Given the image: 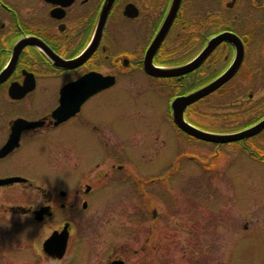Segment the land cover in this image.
<instances>
[{
	"label": "flooded vegetation",
	"instance_id": "flooded-vegetation-1",
	"mask_svg": "<svg viewBox=\"0 0 264 264\" xmlns=\"http://www.w3.org/2000/svg\"><path fill=\"white\" fill-rule=\"evenodd\" d=\"M165 20L169 26L155 45ZM154 45L147 61L146 54ZM210 45L201 62L182 75L147 70L189 63ZM235 64V70L219 86L184 111L187 122L207 131L236 132L264 118V0H0V151H5L0 155V179L22 178L0 185V191L11 199L0 205V211L34 218V210L48 206V216L52 215L57 205L55 194L33 183L35 148L61 142L75 149L98 145L113 150L130 139L112 124L113 96L121 100L126 98L125 91L151 93L153 86L155 91L170 94L171 101L225 75ZM87 74H93L98 85L108 84L57 122L53 115L57 108L63 104V114L68 113L90 91L89 86L77 84ZM180 85L186 89L178 93ZM98 101L106 103L105 116L100 117L103 106ZM201 102L206 110L200 109L197 120L194 115ZM217 106L222 110L211 114L209 109ZM115 112L130 117L127 111ZM245 116L248 119L236 122ZM166 119L175 134H185L173 121L170 104ZM233 120L239 125L230 126ZM263 138L264 127L241 141L221 144L218 151L220 154L224 145L244 144L251 146L258 161V156L264 157ZM206 143L214 145V152L217 144ZM174 160L169 174L149 181L172 177L177 157ZM205 163L210 165L211 160L201 164ZM122 167L116 165L118 170ZM108 176L104 171L102 178ZM18 189L26 196L36 189L43 197L42 204H18ZM93 189L92 183L74 189L76 196L83 197L82 208L87 207L84 197ZM60 191V196H66V191L63 195ZM58 205L67 207L62 201ZM68 205L72 209L76 203ZM113 259L122 258L108 262Z\"/></svg>",
	"mask_w": 264,
	"mask_h": 264
},
{
	"label": "rangeland",
	"instance_id": "rangeland-1",
	"mask_svg": "<svg viewBox=\"0 0 264 264\" xmlns=\"http://www.w3.org/2000/svg\"><path fill=\"white\" fill-rule=\"evenodd\" d=\"M153 88L136 95L125 91L121 100L113 96L111 123L130 136L121 148L75 149L57 142L34 149L33 183L53 192L57 205L42 220L0 211V264H107L117 256L127 264H264V159L256 161L247 152L251 146L246 151L238 144L224 145L210 165L179 159L172 177L150 182L169 173L176 157L205 161L214 150L211 143L175 134L166 119L171 95ZM202 104L193 114L197 120L200 109L206 110ZM244 119L229 121L230 126ZM83 183L94 185L84 197L86 208L83 197L74 194ZM0 192V205L11 201ZM15 193L18 204L43 202L36 189L27 196L21 189ZM64 221L71 224L66 253L51 260L41 242Z\"/></svg>",
	"mask_w": 264,
	"mask_h": 264
},
{
	"label": "water",
	"instance_id": "water-1",
	"mask_svg": "<svg viewBox=\"0 0 264 264\" xmlns=\"http://www.w3.org/2000/svg\"><path fill=\"white\" fill-rule=\"evenodd\" d=\"M169 26V20H165L163 23L161 30L158 34V37L155 40V45L159 42L160 38L165 34L167 28ZM218 37L215 40H217ZM213 44V43H212ZM152 46L146 56L147 61L151 59L152 53L155 50L154 48L156 46ZM211 45L207 48H204L194 60H192L189 63H185L183 65H180L178 67H174L171 69H165L160 67H152L147 69L149 72H153L158 75H169V74H178L182 75L189 70L193 69L198 63L201 62V60L207 55ZM237 64L235 66H231L227 73L209 84H206L190 93L182 94L174 97L170 102V108L172 112V118L175 124L178 126L179 129H181L186 134L195 137L197 139H201L208 142H214V143H227L232 142L240 139H244L247 137H250L260 131L264 127V118L258 121L257 123L246 127L244 129H241L236 132H230V133H219V132H211L207 130L200 129L189 122H187L184 118V110L186 107L194 102L195 100L199 99L203 95L209 93L213 89H215L217 86H219L226 78L227 76L233 72L236 68ZM94 76L93 74H87L83 76L81 79L78 80L77 84L89 86L90 91L85 92L82 95V99L77 100L74 104V107L68 110V113L63 114L66 108H64V105L62 104L59 108H57L53 115L56 118L57 122L62 121L63 119L67 118L69 115L73 114L76 110H78L80 103L90 94L96 92L97 90H100L104 86H106L108 83L103 84H96L95 81L92 79ZM7 150V149H6ZM2 152V153H1ZM5 151H0V155L3 154ZM21 177H9V178H3L0 179V185L7 184L14 181L21 180ZM89 188V185L85 186V191H87ZM60 193L63 195L64 191H60ZM83 206H85V203H83ZM23 210V209H22ZM50 212L48 210V206H40L38 209L34 210V219L36 220H42L45 215H49ZM153 215H155V210L153 211ZM69 236V223L64 222L60 230H53L43 241H42V250L43 252L52 260H59L62 258L65 254L66 247H67V241ZM107 264H126L124 260L122 259H113L109 261Z\"/></svg>",
	"mask_w": 264,
	"mask_h": 264
},
{
	"label": "trees",
	"instance_id": "trees-1",
	"mask_svg": "<svg viewBox=\"0 0 264 264\" xmlns=\"http://www.w3.org/2000/svg\"><path fill=\"white\" fill-rule=\"evenodd\" d=\"M185 88V86L184 85H180V87H179V90H178V93H181V92H184V90L186 89H184ZM241 148H243V150H246V149H248L247 147H245V146H241ZM247 151V150H246ZM251 156H254V157H256L257 155H255L253 152H252V150H249L248 149V151H247ZM257 158V157H256ZM258 159L260 160H262V159H264V157L263 156H258Z\"/></svg>",
	"mask_w": 264,
	"mask_h": 264
}]
</instances>
